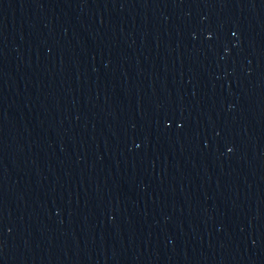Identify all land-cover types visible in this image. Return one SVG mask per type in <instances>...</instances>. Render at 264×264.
Wrapping results in <instances>:
<instances>
[{"label":"water","instance_id":"water-1","mask_svg":"<svg viewBox=\"0 0 264 264\" xmlns=\"http://www.w3.org/2000/svg\"><path fill=\"white\" fill-rule=\"evenodd\" d=\"M0 264H264V0H0Z\"/></svg>","mask_w":264,"mask_h":264}]
</instances>
